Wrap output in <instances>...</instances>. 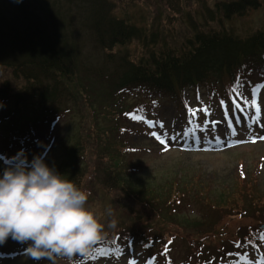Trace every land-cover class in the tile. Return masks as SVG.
<instances>
[{"label": "trees", "instance_id": "trees-1", "mask_svg": "<svg viewBox=\"0 0 264 264\" xmlns=\"http://www.w3.org/2000/svg\"><path fill=\"white\" fill-rule=\"evenodd\" d=\"M260 5L259 0H218L214 4L219 19L225 21L243 16ZM114 9V0H0V68L6 69V75L0 78V133L7 135L4 142L9 147L17 143L30 150H40L41 155L48 144L44 147L40 142L33 144L37 128L47 123L54 126L62 114L72 109L77 112L85 106L92 127L82 129L72 142L63 143L65 153L56 170L83 191L93 187L112 193L121 190L126 197L144 203L156 200L157 219L162 215L178 221L189 219L181 214L185 212V203L194 199L205 222L199 224L197 218L190 220L198 223L192 226L199 234L192 238L183 234L189 248L184 256L186 263H192L193 254L198 259L196 264H222L235 253L234 264H238L244 245L259 244V229L253 224L242 225L228 236H222L219 229L225 227L223 218L235 212L243 216L248 208L241 209L242 206L226 201L232 197L230 190H223L216 201L208 200L196 183V176L191 177L192 183L186 182L182 175L175 176L171 184L166 180L154 192L148 189L144 194L132 188L137 185L133 184L131 175L138 168L133 154L141 147L134 144L129 133L137 129L134 124L141 119H155L164 96L174 105L173 119L179 114L190 119L187 88H203L209 100L220 103L234 97L241 102L234 93L247 80L245 75L255 68L264 74V30L257 29L245 37L199 31L194 34V41L191 40L196 43L194 46L180 50L161 46L132 62L126 53H119L120 49L135 40L151 42L149 37L145 38L143 26L116 16ZM92 37L95 46L104 53V61L99 66L81 67L79 49L83 40ZM224 42L231 46L221 52L212 51ZM208 49L209 54L213 53L210 56H206ZM91 74L105 81L108 89L100 90V99H95L93 88L87 85L92 80ZM129 94H135V103L126 100ZM100 109L104 110V118L98 117L96 111ZM100 119L111 121L110 127L98 129ZM259 199L262 201L250 196L259 205L251 217L264 221V195L260 194ZM121 211L120 217L108 215L102 239L89 255L75 256L71 264L94 260L102 253L117 254L122 243L134 238L149 253H160L165 264L175 263L164 244L171 245L176 232L157 229L152 221L141 218H136L137 224L128 225L132 213L127 209ZM211 237L218 241L212 253L204 242ZM33 264L53 262L41 260Z\"/></svg>", "mask_w": 264, "mask_h": 264}, {"label": "rangeland", "instance_id": "rangeland-1", "mask_svg": "<svg viewBox=\"0 0 264 264\" xmlns=\"http://www.w3.org/2000/svg\"><path fill=\"white\" fill-rule=\"evenodd\" d=\"M114 1V13L116 16L127 18L129 22L143 26L144 36L145 38L149 37L151 43L153 38L152 44L135 40L120 49L119 53H126L125 55L132 62H136L140 56L150 54L152 49H157L161 46L174 47L179 50L180 47L187 49L188 46H194L196 43L191 40L194 41L193 36L199 31L207 34L211 30L220 34L227 33L232 36L245 37L257 29L264 30V0H259L261 3L259 8L250 10L243 16H233L227 21L222 17L219 19L220 13L214 6L218 0ZM203 9L204 12L202 13ZM185 42H187V45ZM230 46V43L224 42V44L215 47L212 51L221 52ZM80 52L82 56L81 67L90 68V65L99 66L104 61V53L100 47L95 46L93 37L89 41H82L81 49H79ZM210 52L208 49L206 56L213 54H209ZM4 72H6V69L0 68V78L6 75ZM90 76L92 80L89 79L87 85L93 88L95 99H100V90L108 91L104 84L105 81L93 77L92 74ZM247 76L248 80L241 83L239 88L242 87L243 97L248 100L249 98L252 99L250 97L252 88L257 85H264V75L253 70ZM188 92V104L190 107L195 105L199 107L200 105L207 104L212 116L218 117L215 121H207L199 113L200 116L195 125H206L211 128L213 127V122H215V125H220V127L217 126L211 134L218 135L221 133L223 136L224 131L221 126L227 125L224 123L225 121L221 114H219L218 103L215 99L209 100L205 96L203 88L200 90L201 101L199 102L194 98V91L191 88L188 89ZM134 96L135 94H129L126 100L130 103H135L137 99ZM256 99L261 106L259 123L251 119L255 115V109L252 108L250 110V117L241 129V133L224 136L216 141L214 145L190 147L188 149L173 145L182 140V134L186 132V120L181 115L173 119L174 105L167 97H162L158 112H156L152 123L149 124L146 121L137 122L134 124L135 126L137 125V129L129 133L135 141L134 144L141 147L133 154L138 168L131 175V179L134 180L133 184L137 185V187L132 188L139 189L142 193L148 189L154 192V190H157L156 187L166 180L171 184L175 176L182 175L185 181H190V183H192L191 177L196 176V183L203 190L204 197L208 200L216 201L223 190H230L229 192L232 197L226 201H230L239 207L242 206L241 209L248 208V212L244 215L242 214L243 216L235 212V214L233 213V215H228L225 219L223 218L222 222H224L225 227L219 229L220 234L223 232L222 236H228L242 225L253 224L258 227L259 224V229H261L260 223H264L263 220L259 221L251 217L253 211L259 205L253 203L250 200V196L260 202L262 200L259 199V195H264V139H259V137L264 136V87L259 89ZM85 108L84 106L83 111L81 108L77 112L72 109L70 113L66 115L62 114L61 118L56 119L53 128H49V123L37 128L35 139L38 140L34 143L40 142L44 147L53 141L49 153L43 157L44 162L49 167L54 166L56 169L58 166L60 158L65 153L62 147L64 142H72L75 140L78 132L86 127H92V121L87 117L86 112H84ZM230 108L232 126L235 127L239 123L237 121H240V119L235 106L231 105ZM96 112L99 113L98 117L102 116L104 118L106 116L103 109ZM93 120L95 124L96 119L94 116ZM83 122H86V125ZM111 123L109 120L100 119L96 126L99 127L98 129H104L110 127ZM161 124H163V128L160 127ZM49 132L51 134L48 136H54L53 140L51 139L50 141L44 139ZM153 132L157 133L159 139L162 137L165 143H161L156 136H153ZM170 135L174 136L175 140L170 139ZM6 136V134L0 133V176H2L6 166L14 163L10 158L16 156L21 149L24 150L23 155L27 157L29 162L34 156L39 155L38 152L40 151L37 149L30 150L25 146H18L15 142V144L9 147L8 143L4 142L5 138L7 139ZM253 137L257 138L255 142H252ZM236 141H242V143H236ZM119 191L118 193H112L96 187L91 188L90 191H86L91 192L87 207L96 214L104 229L108 226L105 220L109 214L110 216L116 215L120 217L122 215L121 209H127L132 213V217L128 220V225L137 224L138 219L136 218H141L146 222L152 221L157 229L176 232V239L170 245L171 257L177 264H186L183 257L189 248L186 245V238H184L183 234L191 236V238L199 234L192 226L198 223L190 222V220L197 218L199 224H204L205 222V218L200 216L199 204L194 199L185 203V212L181 216L188 217L189 219L178 221L164 215L157 219V216L154 214L155 208L158 205L156 200H148L147 203H144L142 200H135L133 197L128 198L124 195V192ZM164 214L166 215L165 212ZM181 225L186 226L183 228ZM261 233L264 234V229ZM204 242L209 245L210 253L215 252L217 240L211 237V239H208V242L206 240ZM133 243L135 245L133 248L135 256L141 261L146 259L148 257L147 250H144L136 239L133 240ZM27 246L28 243L20 245V242L15 243V241L9 238L4 242H0V264H33L37 262L25 255L24 250ZM246 247L247 254L252 257L251 264H257L256 258L259 259L260 253H263L264 256V239H262L260 249L258 250H255L253 247ZM123 252L124 254L119 256ZM128 252L125 248L117 256L102 253L95 261H83L82 264H130V262L126 261ZM190 258L192 259V263L196 264L197 258L193 254L190 255ZM56 264H69V262L65 258L60 257L56 259ZM134 264H164V262L161 258L156 257L154 263L134 262Z\"/></svg>", "mask_w": 264, "mask_h": 264}, {"label": "clouds", "instance_id": "clouds-1", "mask_svg": "<svg viewBox=\"0 0 264 264\" xmlns=\"http://www.w3.org/2000/svg\"><path fill=\"white\" fill-rule=\"evenodd\" d=\"M2 106V103H0ZM21 149L0 176V242L28 243L35 261L86 257L102 239L103 225L87 207L90 193L65 179L43 156L29 162ZM30 242V243H29Z\"/></svg>", "mask_w": 264, "mask_h": 264}, {"label": "snow or ice", "instance_id": "snow-or-ice-1", "mask_svg": "<svg viewBox=\"0 0 264 264\" xmlns=\"http://www.w3.org/2000/svg\"><path fill=\"white\" fill-rule=\"evenodd\" d=\"M237 84H239V77L237 78ZM264 87V85H257L254 89H253V92H252V99H251V107L253 109H255V115L253 117H251V119H253L254 122L256 123H259L260 122V114H261V106L260 104L257 102V99H256V96H257V93L259 91L260 88ZM236 91V88L234 87L233 88V92ZM155 103V102H154ZM223 101H221V104L223 105ZM235 107L237 109H240L241 105L236 103L235 101L233 102ZM249 101L247 99L244 100V104L245 105H248ZM190 111L192 112L193 115H195V110H192L190 109ZM203 111L207 112L208 109L207 108H204ZM227 115V113H226ZM137 119H141V117H136ZM239 122V121H237ZM149 124L152 123V121H148ZM207 123V122H206ZM213 126H215V122H213ZM229 126L231 127V121H229ZM161 128H163V124L160 125ZM233 134H235V132L233 131ZM153 136H156L157 139H159V136L157 135L156 132H153L152 133ZM256 137H253L252 139V142H255L256 141ZM259 139H264V136H261L259 137ZM161 143H165L164 141H161ZM236 143H242V141H236ZM165 150H167L165 148ZM261 239H264V234L261 235ZM130 264H134V262H130ZM257 264H259V261H257Z\"/></svg>", "mask_w": 264, "mask_h": 264}]
</instances>
